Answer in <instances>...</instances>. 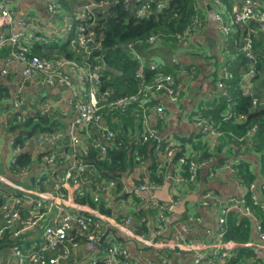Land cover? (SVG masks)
I'll return each instance as SVG.
<instances>
[{
    "label": "built area",
    "instance_id": "1",
    "mask_svg": "<svg viewBox=\"0 0 264 264\" xmlns=\"http://www.w3.org/2000/svg\"><path fill=\"white\" fill-rule=\"evenodd\" d=\"M49 13L54 17H59L60 6L55 0H43ZM130 2H139V0H126ZM237 7L233 10L225 9L223 14L215 15L216 20L220 23L222 33L231 38L234 33L239 31V26L247 24L251 21L258 22L264 27V4L261 6L258 0H235ZM221 1H217L221 5ZM12 0H0V51L4 47H10V55L3 58V68L1 74L7 76L14 71L17 65L22 66V77L27 81L35 77L40 78V83L43 86L53 87L57 82L70 84L69 78L66 75L65 68L68 67L72 71L76 65L72 61L60 59L54 62L42 60L32 56L31 46L38 43L41 39L29 32L31 28L41 24L40 19L34 14H28L21 20L16 19L17 12L13 9ZM107 0L101 3L100 7H105ZM93 3L86 7L88 11L96 8ZM150 5L145 3L137 8L136 14L139 18H143L149 13ZM192 28L187 30V37L192 38L196 31L204 27V23L199 19L192 20ZM74 24H70L65 28V32H71ZM264 29V28H263ZM86 29L82 26L77 28L80 34L79 44L88 46L94 42L87 38L84 34ZM156 39L151 37L150 43ZM92 45V46H93ZM133 44H129L128 49H133ZM241 51L246 59L255 61L253 52V40L248 39L242 46ZM90 54V53H89ZM179 65V61L176 63ZM174 64V65H175ZM189 64L188 66H190ZM152 71H157L156 77L152 81H146L144 70L140 68L136 74L139 88L136 93L119 98L116 101L108 103V106L114 109H124L126 106L138 105L144 111L149 110L150 95H155V100L158 102L154 108L157 110L158 120H163L164 115H161L163 110V100L168 99L172 103H178L181 100L183 87L179 80V76L175 77L172 74L164 72L155 65L151 67ZM103 69V66L101 67ZM99 67H95L94 72H88L85 67L84 73L80 76L82 91L87 96V99L79 101L77 104L78 116L73 123L65 129L59 130L54 134L44 133L38 135L37 143L50 146V149L44 150L43 159L38 165H35L45 177L44 172H47L50 181L37 183L33 188H27L20 184L3 172H0V199H5V203L0 206V224L5 223L3 228L0 227V241L8 239L12 242L11 245L2 247L0 250V264H72L76 260L80 251H84L88 255V262L85 264H172L170 259L162 256L159 261L156 259L146 262H137L132 259L127 247L122 245L112 244L103 250L100 242L102 235V226L109 218L106 214L101 213L98 209L91 205L82 204L77 199L84 195L86 184L92 183V176L95 175L94 165L86 160L88 148L93 147L99 151V157L105 160L108 157L109 149L115 141V132L104 127L103 113L105 105L101 103L97 95V87L100 80ZM182 67H180V70ZM225 79L231 80L233 75L226 72L227 68H223ZM163 72H159V71ZM255 65H252L247 77L252 80L255 77ZM183 76L194 78L197 75L196 66L192 65L188 70L182 72ZM221 93L225 97L229 95L227 91V83L221 80L219 84ZM16 101L12 102L14 110H20V102L26 101L21 96ZM161 100L162 105L159 104ZM27 102V101H26ZM212 107L202 105L201 108L195 111L194 126L199 130L200 134L206 139H220L223 134L213 124L212 120L206 116L208 111H212ZM43 113V112H42ZM45 113V112H44ZM160 116V117H159ZM232 117V116H229ZM240 119H246L245 115H240ZM20 121L24 122L25 118L20 117ZM89 127H95L102 132V137L106 140H95L87 134ZM260 130L258 125H254L248 133L239 139V142L252 140V137ZM158 132L156 129H149L143 139H157ZM87 135V144L80 147L84 143L82 137ZM25 142H29L30 138L22 136ZM32 138V137H31ZM58 138H64L69 141L70 154L64 150H54L53 145ZM174 136L165 138V143L169 144L162 151L160 145L156 148V155L170 159L179 150L177 149ZM15 141H11L10 145ZM19 148H14L17 154ZM78 151L83 154L79 156ZM69 154V155H68ZM63 158V159H62ZM17 159H13L12 164H16ZM212 159L208 161H197L194 154H186L181 157L179 162L187 167L186 175L179 178V182L191 188L198 186L199 173L203 167L208 165ZM34 166V167H35ZM232 172L238 174V182L241 190L239 197H220L214 190H204L200 203L203 206L213 204L218 208L219 213V229L216 234V241L212 244L207 242L187 241L185 235L189 232V223H182L183 231L178 236L177 248L183 249L185 252L194 255L193 264H221V262H229L234 257V248L237 243L227 240L228 218L231 214H238L241 217L254 219L255 232L257 234V242L249 243L246 248L252 249V260H262L264 258V181H254L246 183L242 180L238 173V167L241 166V161L237 160L232 163ZM60 167L61 172L57 171ZM11 168V167H10ZM34 170V168H33ZM22 177H26L30 170L24 168ZM15 173V172H14ZM93 174V175H88ZM210 177L215 175V169H209ZM41 181V180H39ZM38 181V182H39ZM121 182V180L119 179ZM96 190L93 196V202L99 203L100 198H112L107 206L112 205L119 195L115 194L116 180H110L109 186L95 183ZM122 184V182H121ZM123 185V184H122ZM52 188L51 191L45 188ZM149 185L140 183L137 186L123 185L121 194L135 196L146 204L145 207H150L157 214V228L153 231V238H160L163 230L169 222L168 212L182 205V201L174 198L169 205L160 203L156 200H151L147 197L146 192ZM112 192V193H111ZM106 215V216H105ZM114 228L124 229L132 224L131 217H123L113 214L110 218ZM145 222L146 219L142 218ZM190 221V220H189ZM130 234V233H129ZM144 232L139 235L130 234L133 238H139L141 242L148 245L155 252L169 251L174 249L173 244H161L150 242L145 239ZM103 252V256L96 258L95 254Z\"/></svg>",
    "mask_w": 264,
    "mask_h": 264
},
{
    "label": "trees",
    "instance_id": "2",
    "mask_svg": "<svg viewBox=\"0 0 264 264\" xmlns=\"http://www.w3.org/2000/svg\"><path fill=\"white\" fill-rule=\"evenodd\" d=\"M55 1L60 6V11L66 10L69 17H71V13H74V10L78 7L77 0ZM217 1L224 2V6L227 7V9H234L237 7L234 6L235 0H139V2L107 0L105 7H100V2H95L94 0H88L87 2L83 1L84 4L81 5V7H83V12L81 16L74 21L73 30L71 32H65L68 43L61 49L64 54L63 57H52V54L48 51L50 48L45 50L42 43H36L31 46L33 52L32 56L49 62L64 59L66 61L81 63L84 67H87V71L90 73L94 72L95 67H102L107 64L108 69L103 68L99 71L100 82L97 87V92L99 100L105 105L102 113L104 116L110 115L108 119L113 126L114 120L125 116L131 109H140L138 105L126 106L124 109H114L108 106L110 102L137 92L139 85L136 74L140 68H143L146 81L149 82L154 80L157 74V71L151 70L150 67L152 65H155L159 69L175 77L179 76L184 91L186 87L183 81L185 75L183 76L182 72H185L192 66L186 64L177 65L175 64L177 61L176 58H173L172 63L173 65L175 64V68L172 71L169 70L171 67H163L161 62L146 61L144 57H137L135 60L132 55V50H128L127 45L134 43L133 49L135 52H137V46H143L146 50H153L155 49L154 47L161 42L170 45V50L172 51H174L175 46L180 45L186 47L191 40V38L187 37V30L192 28V20L199 18L205 25L204 21L207 3H211L217 9V13L221 14L223 12L224 7L218 5ZM258 1L261 6L264 4V0ZM93 3L97 7L88 11L86 7H89ZM145 3H149L150 5L149 13L143 18H139L136 14V10ZM13 9L16 11L15 6H13ZM62 16H64V14ZM56 18L58 19V17H55V19ZM70 24L67 23L65 28ZM80 26L86 29L84 34L87 38H90L94 42L91 48L79 44L78 40L80 34L77 32V28ZM263 28L264 27L258 22L251 21L247 24L240 25L239 31L234 33L235 35L231 37L228 44V54L224 52L228 62L222 63V67L227 68L226 72L233 75V78L231 80H226L225 72H223L224 69L222 67L220 71L222 80L225 81L228 86L227 91L224 92H226L229 97H225L220 91L218 102L216 104L212 103L207 105L208 107H212L213 110L206 113V116L212 120L213 124L223 134L225 143H230L232 148L235 149L231 151V154L235 156H240L242 152V149H239L240 145H238L240 143L239 139L243 138L252 126H259L260 130L252 137V140L249 139L248 141L242 142V144L252 142L249 149L259 154L261 162L260 170L262 173H264V107H259L260 104L257 102L258 99L255 100V96L257 95L259 98V95L256 92L252 93L246 87L244 78L245 75L247 76L254 63L256 67V76L253 78V81H256L258 88L264 87V76H262L264 75ZM151 37L156 39L153 43L149 41ZM248 39L253 40L255 61L246 59L241 51L242 46ZM10 52V47L5 46L4 49L0 51V59L8 57ZM180 67H182L181 70ZM125 87L126 89H124ZM16 96L17 94H12L8 86H0V105L16 101ZM21 96V93L18 94V99ZM157 103L155 95L151 94L150 101L147 105H150L152 109ZM30 107L32 108V105L28 106L26 101H21L19 111L14 110L13 107L8 108L6 106L0 109V117L6 114L3 121L0 119V128H4L6 135L10 136L11 139L15 141L11 146L12 148L18 145H24L25 140L22 136L31 138L34 135H41L44 133L54 134L63 127L62 121L57 117L58 112H55V114L37 111L31 112ZM201 107L202 105L197 109ZM140 110L141 112L144 111L143 109ZM111 115H113V117ZM195 115L194 112L190 120L192 123L195 121ZM240 115H245L246 119H240ZM20 117H24L25 121H20ZM91 129L92 127H89V130ZM156 131L159 133L158 138L150 139L148 141L149 143L146 144H136L133 142L131 145L129 142H121L119 146L118 144L112 143L108 157L105 160L99 157V151L93 147L88 148L89 152L86 156V160L95 167L93 171L95 175L100 174L101 179L106 181H117L114 190L116 196L120 194L118 200L121 201L123 199L130 201L132 198L131 202L134 204L135 222L139 233H150V228L148 226L150 219L155 223L156 227L154 230H156L158 218L156 211L150 207H145L146 204L135 196L121 194L120 192L123 190V185L119 179L130 172V170L140 166L141 163L150 162V181H143L142 179L141 183H147L148 185L153 182L162 184L164 176L168 174L169 164L173 165L176 161H179L181 157L185 156L183 153V145L179 146L177 144V147H180L182 150L180 153L175 154L170 159L165 158L166 153H164L162 159L158 157L156 155L157 146L160 145L161 150L164 151L169 144L164 141L168 136L162 137L160 136L161 131L159 129H156ZM175 139L171 144L176 142ZM234 140L238 141V144H236L237 146L234 145ZM118 141L119 139L117 138L116 143H118ZM209 142L210 141L206 138L200 139L199 141L200 145L198 149L201 151L202 157L206 159L212 157V155L210 156L209 154L208 148L210 147L211 150L213 146ZM54 150L58 149L55 148ZM78 153L79 156L83 155L81 151H78ZM43 156L42 153L35 158L31 153L29 154L26 151L21 153L17 156L16 164L10 166V173L13 174L16 172L22 176L25 172L24 168L30 170L29 172H33L34 166L39 164ZM240 158L242 159V157ZM186 168L187 167L184 169V175H186ZM237 170L242 180L246 183H253V181H256L257 177L249 170L248 164L246 166L244 164L239 166ZM171 173L173 174L174 171ZM44 174L45 177L38 183L50 181V177L47 175L48 173L44 172ZM92 180H94V178ZM16 182L29 188L37 185L35 180L33 186L27 185L26 183L28 182H24L21 177L19 180H16ZM42 185L44 186L43 183ZM95 185V183L86 184L84 195L80 196L77 201L82 204L91 205L101 213L112 216L115 214V211L110 206H107V199L101 197L99 203L93 202V196L96 190ZM4 201L5 199H0V206L5 203ZM231 216L228 221L226 239L238 244L244 243L246 239L250 237V230L248 229L251 225L250 218L240 217L235 214ZM142 218H145L146 221L143 222ZM0 220H2L1 216ZM4 226L5 223L2 222L0 227L3 228ZM11 244L12 242L8 239L2 242L0 241V250L2 247ZM104 245L105 242L102 243V246ZM233 254L234 257L227 264H264V258L260 261L252 260V249L246 248L245 246L235 250Z\"/></svg>",
    "mask_w": 264,
    "mask_h": 264
},
{
    "label": "crops",
    "instance_id": "3",
    "mask_svg": "<svg viewBox=\"0 0 264 264\" xmlns=\"http://www.w3.org/2000/svg\"><path fill=\"white\" fill-rule=\"evenodd\" d=\"M77 1L78 7L74 10V13H71V17L68 16L72 24L83 12V7H81V5L84 4L83 1L87 2L88 0ZM94 1L100 2L101 4L104 0ZM12 3L17 12V20L25 18L28 14H34L40 19L41 24L36 25L35 28H31L29 32L41 39L38 43H42L45 50L50 48V50H47L50 51L52 57L62 58L64 54L61 49L68 43L65 34V26L62 29L59 27V20L57 18L55 19V17L49 13L44 1L12 0ZM237 4V1H235L234 6H237ZM208 5L210 6V9H207ZM221 5L224 7L223 12L221 13L223 14L227 7L224 6V2H222ZM207 6L204 27L194 34L190 43L186 47L180 45L175 46L174 51H172L170 50V45L161 42L154 47L155 49L153 50H146L143 46H137V52H135L134 49H131L135 60L137 57H144L146 61L161 62L163 67H171L169 70L172 71L175 68V65L172 63L173 58H176L180 64H191L197 68L196 77L190 78L189 76H186L183 79L186 87L182 92V97L179 103L174 104L168 99L163 100V106L166 108L164 111L165 121L158 120L156 115L157 110L154 107L142 112L138 108L134 110L131 109L125 116L114 120L113 126L108 119V116L110 115L103 116V126L115 132L116 138L113 143L118 144L119 146L121 145V142H129L131 145L133 142L136 144L149 143L143 139L145 133L149 129H159L161 131L160 136L162 137L174 136L176 138V145H183V153L185 155L194 154L195 158L200 162L212 159L208 165L201 169L198 186L195 188H191L179 182V178L184 175L185 169V166L181 165L179 161H176L173 165L169 164L167 171L168 174L164 176L162 184H156L153 181V183L149 184L146 192L149 199L156 200L165 205H169L174 198H178L182 201L180 207L176 206L168 212L169 222L163 230L160 238H153V231L156 225L152 219L148 222L150 233H144L145 239L150 242L173 244L174 249L170 250V252L165 250L155 252L148 245L141 242L139 238H133V236H130V234L139 235L133 210L135 208L133 206L134 204L131 202L132 198L130 201L123 199L120 201L118 200L119 197H117L116 200L112 202L111 208L115 211V215L131 217L132 224L126 226L124 229L114 228L112 221L110 220L111 216L107 215L109 219L105 221L103 225L102 237L105 236L103 250L112 244L125 246L128 248L132 259L137 262L143 263L152 259L159 261V259L164 256L170 259L172 264H193L194 255L185 252L183 249L177 248L179 244L177 238L183 231L182 223L184 222L187 224L189 223L190 226L189 232L185 235L187 241H193L196 243L207 242L209 244L216 241V234L219 229L218 208L213 204L203 206L200 203V199L206 189L214 190L223 199L229 196H241L238 174L237 172L236 174L232 172V163L240 160L241 166L243 164L245 166L248 164L249 170L257 177L256 181H264V173L260 170V156L257 152L249 149L252 142L238 144V141H232L235 143V146H237L236 144L240 145L239 149H242L240 156L231 154V151L234 148H232L230 143H225V139H223L224 136L220 139H208L210 141L209 143L213 146V148L211 147V150L210 147L208 148L210 156L212 155V157L209 156V159L203 158L201 151L198 149L200 139H205V137L200 134L199 130L190 120L192 119V114L200 105H210L218 102L220 93L219 84L222 80V76L221 72H219L218 75L217 70L220 68L221 71L223 68L222 63L226 61L228 62L224 52L228 54L229 47L224 41L223 33L220 29V23L215 18V15L219 14L217 13V9L211 3H207ZM92 45L86 47L91 48ZM74 63L76 68L73 71L68 67L65 68L66 75L70 82L69 85L57 82L53 87H45L41 85L39 77L26 81L22 77L21 65H17L14 68V71L9 74L10 76L2 75L1 69L3 68V59H0V86H8L12 94L21 93L26 99L28 106L32 105V108L30 107L31 112H47L49 114H55V112H58L57 117H59L63 123V127H61L62 129H65L66 127H69L78 116L77 104L79 101L87 99V96H85L82 91L80 81V76L84 73L83 69H85V67L81 63ZM105 65H103V68ZM99 68L101 69V67ZM244 82L246 87L254 93L257 86L256 81H253V79L250 80L245 75ZM124 89H126V87ZM258 92L260 94L259 98L262 102L261 104L259 103L257 95L255 96V100L258 99L257 102L260 104L259 107H264V87H259ZM5 106L11 108L12 102H8L5 105L1 104L0 109ZM5 115L0 117L1 121L5 119ZM111 116L113 117V115ZM1 130H3V134L0 133V172L5 173L6 175L9 172V176L14 181L17 179L19 180L20 177L23 180L25 177L20 176V174L16 172V174H14L12 171L13 174L10 173V163H12V160L17 159V156L25 151L29 154L31 153L33 157L37 158V156H40L44 150L50 149V146L37 143L36 138L38 135H34L30 138L28 143L25 142L23 146H16L20 149L16 154L14 148L10 145V142L12 141L11 137L6 135L4 128H0V131ZM87 134L95 140H106L102 137V132L95 127L91 130H87ZM117 138L119 139L118 143H116ZM82 139L84 143L80 144L81 148L89 142L87 141V135L83 136ZM53 147L58 150L70 151L69 141L67 142L64 138H58ZM177 149L179 150L177 153L182 151L180 147H177ZM240 157H242V159ZM150 165V162H144L141 163L140 166L130 170V172L120 178L122 184L127 186H137L141 183L142 179L143 181H150ZM209 169H215V175L213 177H210ZM62 170V167L58 169L59 172ZM172 171H174L173 174L171 173ZM29 176L33 177V181L31 180L32 182L28 181V183H26L30 186L34 185V180L37 184L39 180L44 178L42 172L36 166L34 167L33 172L29 173L26 177ZM92 178H94L93 182L95 183L109 186V181L101 179L100 174L93 175ZM45 189L48 191L52 190V188L49 187ZM262 198H264V196H262ZM106 199L108 202L112 201V198L110 197ZM235 215L240 216L238 214ZM250 222L251 225L248 227L250 230V237L246 239L244 243H237L234 251L243 248L245 244L257 242L255 221L250 218ZM103 242H101V244ZM102 256L103 252L95 254L96 258ZM86 262H88V255H85L84 251H80L78 258L72 261V264H85ZM221 264L226 263L221 262Z\"/></svg>",
    "mask_w": 264,
    "mask_h": 264
},
{
    "label": "rangeland",
    "instance_id": "4",
    "mask_svg": "<svg viewBox=\"0 0 264 264\" xmlns=\"http://www.w3.org/2000/svg\"><path fill=\"white\" fill-rule=\"evenodd\" d=\"M236 8V7H235ZM234 8V9H235ZM233 9V10H234ZM64 14V16H62ZM61 15V16H60ZM58 24H59V27L62 29L64 26L66 27V24L67 23H71V21H70V19L68 18V12L66 11V10H63V11H60V13H59V17H58ZM69 23V24H70ZM223 35V37H224V41H225V43L226 44H229V41H230V38L228 37V38H226V36L224 35V34H222ZM256 40H258V39H256ZM264 50V49H263ZM252 65H255L254 63L252 64ZM256 68V67H255ZM217 72H218V75H219V72H220V68L217 70ZM262 74V73H261ZM260 74V75H261ZM255 76H256V73H255ZM262 76H264V75H262ZM264 79V78H263ZM252 85H253V83H252ZM258 86V85H257ZM256 86V89H255V92L259 95V97H260V94H259V92H258V90H259V88ZM261 102H262V100L259 98V103L261 104ZM159 104H161L162 105V102H161V100L159 101ZM258 104V103H257ZM166 110V108L165 107H163V110H162V112H161V115L160 116H163L164 115V111ZM159 116V117H160ZM157 117H158V115H157ZM159 121H165L164 119L163 120H159ZM254 182V181H253ZM240 188V187H239ZM263 200H264V198H262ZM264 213V212H263ZM232 215V214H231ZM106 216V215H105ZM218 221H219V218H218ZM228 221H229V218H228ZM227 221V222H228ZM102 229H103V226H102ZM102 234H103V230H102ZM101 237H102V235H101ZM100 242H101V238H100ZM252 244H253V242H251ZM249 244V243H248ZM245 246H247V244H245ZM251 257H252V255H251ZM226 264L228 263L227 261L225 262Z\"/></svg>",
    "mask_w": 264,
    "mask_h": 264
},
{
    "label": "water",
    "instance_id": "5",
    "mask_svg": "<svg viewBox=\"0 0 264 264\" xmlns=\"http://www.w3.org/2000/svg\"><path fill=\"white\" fill-rule=\"evenodd\" d=\"M207 9H210V6H209V5L207 6ZM91 45H92V43L88 44V46H91ZM104 69H108V65H107V64L104 66ZM0 133L3 134V130H1ZM32 179H33V177H32V176H29V177H25V178L23 179V181H24V182H28V181H31ZM17 180H18V179H17ZM104 239H105V236L102 237L101 242H103Z\"/></svg>",
    "mask_w": 264,
    "mask_h": 264
}]
</instances>
